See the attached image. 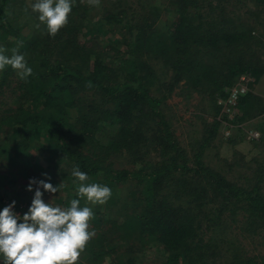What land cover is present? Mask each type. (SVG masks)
Returning <instances> with one entry per match:
<instances>
[{
	"label": "trees",
	"instance_id": "obj_1",
	"mask_svg": "<svg viewBox=\"0 0 264 264\" xmlns=\"http://www.w3.org/2000/svg\"><path fill=\"white\" fill-rule=\"evenodd\" d=\"M35 2L0 0V32L12 34L8 38L20 44L18 54L24 55L33 69L26 81L11 66L0 71V86L9 85L17 75L13 90L20 92L15 112L0 119L2 126H9L4 128L18 131L17 137H1L0 154L12 153L17 161L12 166L17 180L28 165L32 172L38 168L31 173L38 176L45 165L34 158L33 150L37 146L45 148L50 142L59 155L55 167L63 183L55 194L67 192V199L59 197L57 204L44 201L54 207H70L73 199H80V206H85L86 199L77 196L79 181L72 176L77 166L88 175L87 183L102 185V178L109 188L115 186L117 194L130 179L140 187L128 200L113 199L121 208L116 211V219L102 214L105 205L96 207L93 218L96 221L104 216L103 221L90 223L96 235L81 254L79 264H103L105 260L109 264H138L136 252L153 244L163 248L161 264H264V255L249 253L240 242H227L229 231H225L228 222L231 226L239 222L241 229L264 245V160L244 183L229 179L204 161L207 144L219 134V123L209 127L210 135L197 141L195 151L190 153L181 147L162 110L164 101L182 84L183 91L199 92L216 102L219 95L229 99L233 89H240L241 73L260 80L264 76V30L259 24L264 19H243L244 14L235 10L241 0L234 4L230 0H171V7H166L174 15L171 18L165 17L166 9L162 8L147 9L146 13L141 6L145 13L139 14L131 8L130 0H112L110 8H103V15L95 14L87 0H75L67 26L60 30V36L51 37L47 30L42 33L36 27L25 34V25L14 21L24 12L28 14L27 8ZM253 2L264 11V0ZM205 3L208 10L204 13ZM17 7L23 8L20 15H16ZM95 17H100L102 26H112L108 28L112 32L121 26L129 54L148 52L165 72H156L148 62L137 58L126 65L114 57L121 66L114 69L113 59L104 58L106 54L96 48L98 43L79 42L76 33L92 29ZM157 19L175 20L165 23L169 25L164 31ZM257 30L259 33H255ZM64 34L66 39L61 42ZM154 85L162 89L161 96L153 93ZM94 92L99 93L100 102L85 104L90 101L87 93ZM237 108L243 112L239 121L249 120L255 112H264V98L247 88L238 92L233 109ZM75 109L80 110L79 115L72 117ZM150 117L161 124L155 150L170 156L149 174L116 169L112 159L133 149L134 142L145 133L143 120ZM107 128L115 131L110 134ZM260 140L263 143L264 137ZM52 172L47 183L56 187L60 183L55 181L54 169ZM12 182L16 184V180ZM32 200L26 203L28 209ZM180 201L182 204H178ZM0 203L2 211L3 197ZM217 227L225 237L219 247L213 235Z\"/></svg>",
	"mask_w": 264,
	"mask_h": 264
},
{
	"label": "rangeland",
	"instance_id": "obj_2",
	"mask_svg": "<svg viewBox=\"0 0 264 264\" xmlns=\"http://www.w3.org/2000/svg\"><path fill=\"white\" fill-rule=\"evenodd\" d=\"M116 1V0H115ZM118 1V0H117ZM133 4L135 11L141 14V6L145 7L146 13L147 9L154 8H162L168 9L171 7V0H130ZM230 4L236 3V0H230ZM131 2H128L131 3ZM112 6V0H101V4L99 7H94L95 14H102L105 9L110 8ZM105 7V8H104ZM104 8V10H103ZM16 15H20L23 8L17 7ZM166 9L165 17L171 18L174 15H171L169 11ZM208 5L204 4L201 12H207ZM237 13H243V19L246 21L254 22L257 19H264V11L262 6H258L253 2V0H241V3H236ZM28 14L24 12L20 17L14 19V21L19 25H25L26 29L24 32L28 31L27 34L30 33L31 29H35V25L40 23L38 20V14L32 11L31 6L27 8ZM196 12L198 10H195ZM204 12V13H205ZM145 13V12H143ZM103 15V14H102ZM100 17H95L93 20L92 29H87L85 31L76 33L75 37L79 42L94 40L98 43L97 49L101 50V53H105L109 56H104L108 60H111L116 57L121 61H124L126 65H129L134 58H137L139 61L148 62L153 66V69L156 72L163 73V67L158 60H154L152 56L147 52L144 55L137 54L136 56L133 54H129L130 47L126 45V39L124 36V32L121 26H119L117 31L112 32L108 28H112L110 25H103L100 22ZM153 19H149L152 21ZM157 25L160 27H164V31H167V25L165 23H171L175 19H157ZM134 21V20H130ZM147 21V25H148ZM31 28H30V26ZM260 29L264 30V22L260 20ZM84 27H88L84 25ZM96 27V28H95ZM47 30L46 26L41 24L38 31L44 33ZM150 30H153L151 28ZM148 30V33H150ZM260 30L255 31V33H259ZM39 32V34H41ZM61 34H57L60 36ZM66 34H64L61 38V42L66 39ZM8 36H12V34H4L3 30L0 32V48L5 49V55L9 56L11 50L13 48H17L20 44L15 41V38ZM6 37V38H5ZM57 41V40H56ZM103 57V56H102ZM103 59V58H102ZM261 60H264V52L261 57ZM114 64L117 66L114 69H120L121 66L113 59ZM159 62V63H158ZM9 77V76H8ZM170 75H168L169 79ZM18 76L14 75L11 78V83L9 85L0 86V119L4 116V114H10L11 112H15L18 105V96L20 92L14 91L13 88L17 86ZM1 82V80H0ZM183 83V82H182ZM239 84L244 85L247 88L252 89L256 94L264 98V76L260 78V80H256L254 76L250 73H241L239 76ZM153 93L157 96L162 95V89L154 85L152 86ZM183 84L175 89L172 96L164 101L162 104V110L164 112L165 117L171 123V129L174 132L176 138L180 141V145L182 148L186 149L188 152L193 153L195 151V145L197 141H200L205 138L209 134V127L215 122L219 123L218 128V136L215 140H212L210 144H207L208 147L205 148L204 151V161L209 164L212 168H216L219 172L226 175L229 179L238 180L244 183V180L247 176L255 175V169L261 164L264 157V142H261L262 136L264 137V112L257 115L255 112L252 118L245 121H239L243 115L241 109L237 108L234 110V114L231 111V103H234V97H231V101L224 96H218L216 98V102L200 94L199 92H187L183 91ZM89 95V102L86 101L85 104H88L92 101L101 100L98 92L87 93ZM229 101V103H228ZM83 106V104H82ZM218 112H216L217 108ZM72 117H77L79 115L80 110L75 109L72 111ZM217 113V114H215ZM158 119L150 117L149 119H144V127L145 133L139 139H137L133 149L130 151H125L124 153H120L118 156L114 157V167L116 169H127L133 173L138 172L139 175L143 173H151L155 169H158L161 165H163V160H166L170 155L167 153H160L155 150L157 135L160 133L161 124L157 123ZM9 126H2L0 124V138L5 137L8 139L17 137V130ZM110 132L115 131V128H107ZM210 135V134H209ZM156 137V138H155ZM47 144V143H46ZM33 156L41 163L45 165V168L42 170L39 169L38 176L31 175L33 172H36V169H28V166H25L22 170V176L20 180L16 178V171L12 166H15L17 161L13 158L12 153L9 154H0V199L3 197L4 205L3 208L12 204L15 201V206L13 211L17 213L19 216L23 217L25 213L28 211V207L26 205L27 201L34 198L35 190L38 187L37 184L32 185V191H28L29 182L32 179L36 181L44 180L46 183L48 179L53 174V169L55 170L57 183L59 182V170L56 169V162L59 157L57 153L53 150L52 145L47 144V147L41 148L36 147L33 150ZM259 160V161H258ZM239 161V163H237ZM109 162V160H108ZM14 163V164H13ZM43 167V166H42ZM46 174V175H45ZM13 180H16V184H13ZM102 185L107 186L106 183L103 182V179H100ZM65 183H67L65 181ZM175 183H172L173 186ZM254 185V184H252ZM174 188H179L178 186H173ZM173 188V190H175ZM110 189L112 191V198L110 201L108 200L104 207H101L102 214L109 215L110 219H116V211H120L121 208L114 204V200H119L120 198H125L128 200L131 197V193L134 190L140 189L137 185L135 179H130L123 183L120 188L118 194L116 193L115 186L110 185ZM40 191L43 193L42 199L46 202H51L54 204L58 203L59 197H67V192H60L58 194H52L45 191L42 187ZM168 189L164 191L167 193ZM63 194V195H59ZM67 199V198H66ZM175 199H178L175 198ZM186 200V198H185ZM181 201L178 203L180 204ZM182 204V203H181ZM133 205V204H132ZM85 206L92 208V211H95L96 207L99 205H92L87 203L85 200ZM140 208L136 205V208ZM1 210V203H0ZM95 216V214L93 213ZM93 216V217H94ZM104 217V216H103ZM103 217L100 220H96L92 218L89 223H96L98 221H103ZM241 216H238V218ZM229 220V219H228ZM99 224L101 222H98ZM97 224V223H96ZM240 223L233 224L231 226V222H228L225 227V231L228 232L227 242L234 243L240 242L245 247L246 251L251 254H262L264 255V245L261 243L259 238H255L254 236H250L248 232L241 229ZM238 226V227H237ZM215 241L214 244L218 245L223 238L222 230L220 227H217L215 230ZM228 243V244H229ZM237 244V243H236ZM231 246V245H230ZM237 246V245H236ZM232 247V246H231ZM222 252L224 249L221 247ZM163 248L157 246V244L150 245L148 247L140 248V251H137L135 255L138 257V264H161L164 260L165 256L162 253ZM231 252V251H230ZM232 252L230 253V255ZM218 259V258H217ZM223 260V259H222ZM103 263V262H102ZM109 260H105L103 264H109Z\"/></svg>",
	"mask_w": 264,
	"mask_h": 264
},
{
	"label": "clouds",
	"instance_id": "obj_3",
	"mask_svg": "<svg viewBox=\"0 0 264 264\" xmlns=\"http://www.w3.org/2000/svg\"><path fill=\"white\" fill-rule=\"evenodd\" d=\"M74 2L36 0L31 9L38 14L40 23L35 27L39 29L43 24L48 34L55 37L67 26ZM87 3L99 7L101 0H87ZM11 51L12 55L7 56L5 49L0 48V71L11 66L19 78L26 81L33 75V69L28 66L24 55L18 54L17 48ZM72 176L79 181L77 196L85 198L87 203L104 205L110 199L111 189L98 183H87L88 175L78 166L73 168ZM33 184L38 187L23 217L13 211L15 201L0 211V260L3 264H79L81 254L96 235L95 230H90L92 208L81 207L80 199L71 200L70 207H54L44 202L40 188L55 194L63 183L54 187L44 180L32 179L28 191H32ZM21 219L23 222L18 223Z\"/></svg>",
	"mask_w": 264,
	"mask_h": 264
},
{
	"label": "built area",
	"instance_id": "obj_4",
	"mask_svg": "<svg viewBox=\"0 0 264 264\" xmlns=\"http://www.w3.org/2000/svg\"><path fill=\"white\" fill-rule=\"evenodd\" d=\"M246 90H247V87L244 86V85H241V86H240V89H233V91L231 92L230 97H229V100L231 101V97L233 96V97H234V103H231V105L228 106V107H231V111H232L233 114H234V110H235V109H233V106H234V105L236 104V102H237L238 92H239V91H241V92H246ZM228 103H229V101H228Z\"/></svg>",
	"mask_w": 264,
	"mask_h": 264
}]
</instances>
